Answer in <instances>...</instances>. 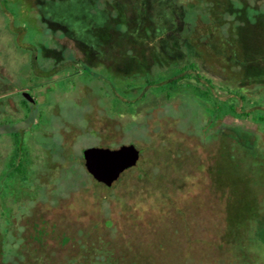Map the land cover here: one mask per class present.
I'll return each mask as SVG.
<instances>
[{"label": "trees", "instance_id": "16d2710c", "mask_svg": "<svg viewBox=\"0 0 264 264\" xmlns=\"http://www.w3.org/2000/svg\"><path fill=\"white\" fill-rule=\"evenodd\" d=\"M69 1L76 10L75 24L66 26L72 49L65 48L59 62L53 57L47 60L45 71L61 68L72 76L89 70L91 78L102 77L113 90L110 101L118 112L122 105L133 110L137 94L148 101L152 96L170 98L189 90L210 103V121L218 116L254 114L264 123V113L257 111L263 107L260 100L243 92L246 84L254 87L248 88L250 93L255 87L264 89V0ZM181 53L188 58L183 66L165 68ZM197 53L235 66L242 86L216 87L200 74ZM101 63L106 64V74L97 70ZM115 63L120 67L116 69ZM125 71L139 72V81L119 80L116 72ZM107 87H100L102 99L109 96ZM135 88L140 93L130 92ZM159 133L148 137L145 148L133 144L139 150L137 164L111 187L85 174L86 183L98 196L94 210L86 207L84 211L85 225L78 224L75 216H63L66 220L61 224L38 219L27 226L30 250L54 249V255H61L63 263L59 264H182L184 259L187 264H256L253 236L257 228L264 227V163L256 159L251 145L242 142L234 130L205 137L200 150L178 139L168 141ZM11 136L15 151L8 169L25 181L29 155L18 134ZM66 149L69 153H62ZM52 150L66 165L69 160L73 163L74 152L68 143L56 142ZM192 180H200L197 189L191 188ZM117 188L127 193L135 208L141 209L149 199L165 201L171 214L159 220L161 225L149 235L121 234L105 206L109 198L125 202L114 194ZM186 193L192 200L184 201L181 208L174 206L176 197ZM72 222L75 232L69 230ZM2 263H6L4 257Z\"/></svg>", "mask_w": 264, "mask_h": 264}, {"label": "rangeland", "instance_id": "374dc122", "mask_svg": "<svg viewBox=\"0 0 264 264\" xmlns=\"http://www.w3.org/2000/svg\"><path fill=\"white\" fill-rule=\"evenodd\" d=\"M36 3L35 0H0V254L4 255L0 256V264L63 263L61 255L53 254L54 249L30 250L26 242L27 226L31 227L38 219L50 225L61 224L62 219L66 220L63 216L76 217L78 224L85 225L87 214L84 211L86 207L94 210L98 197L86 183L88 178L82 150L87 147L115 149L121 145L138 144L145 148L148 137L156 136L160 130L166 140L178 139L191 149L200 150L205 137L234 130L242 142L251 145L256 159L264 163V123L256 120L254 114L242 118L218 116L210 121L213 112L210 103L189 90H181L170 98L158 95L142 101L137 88L130 91L138 96L133 110L122 105V111L118 112L110 101L113 90L108 82L100 76L91 78L89 70L84 75L72 76L60 71L61 68L40 71L38 61L46 66L47 60L51 59L46 57L61 60L65 48L72 49L73 40L68 37L66 26H39L34 20L40 18V14L44 15L41 12L49 4L42 2L39 14L34 8ZM49 13L46 9L45 17ZM107 55L103 56L106 61L109 60ZM187 59L182 53L176 55L170 64H165V68L181 67ZM195 60L200 74L216 87L234 89L242 86L240 72L221 58L197 53ZM117 63L116 69L120 67ZM97 70L105 73L106 64L101 63ZM138 73L116 72V76L133 83L139 81ZM103 84L108 86L109 96L102 99L100 87ZM21 88H25L35 103L29 104L27 109L21 107L19 94L15 92ZM248 88L246 84L243 92L248 98L260 100L263 107L257 111L264 113V89L255 87L256 90L250 93V88L254 87ZM12 133L18 134L24 153L29 155L25 181L13 176L8 169L15 151ZM56 142L69 144L74 152L73 163L69 160L66 165L62 158L51 153ZM63 152L69 153L68 149ZM24 157L20 155L23 161ZM199 183L200 180H192L191 188L197 189ZM82 184L84 186L80 188ZM114 194L124 197L125 202L109 198L105 206L108 217L113 219L121 234L149 235L156 231V225H161L159 220L171 214L170 204L165 201L152 202L149 199L138 209L131 204L126 192L117 188ZM190 200L191 194H181L176 197L174 206L181 208L184 201L187 204ZM89 221L92 224V220ZM75 225L69 226L71 232L76 231ZM163 227L171 231V227ZM253 241L258 255L256 264H264V227L257 228ZM3 257L6 263H2ZM187 263L188 260L184 259L182 264Z\"/></svg>", "mask_w": 264, "mask_h": 264}, {"label": "water", "instance_id": "95a60500", "mask_svg": "<svg viewBox=\"0 0 264 264\" xmlns=\"http://www.w3.org/2000/svg\"><path fill=\"white\" fill-rule=\"evenodd\" d=\"M28 98V95H25ZM83 165L87 174L97 183L111 187L123 172L134 167L139 160V150L133 145L118 148L87 147L82 150Z\"/></svg>", "mask_w": 264, "mask_h": 264}, {"label": "flooded vegetation", "instance_id": "af4514ba", "mask_svg": "<svg viewBox=\"0 0 264 264\" xmlns=\"http://www.w3.org/2000/svg\"><path fill=\"white\" fill-rule=\"evenodd\" d=\"M35 1L37 2L36 3L37 7L34 8H36L35 10H37L39 14H40V9L43 8L40 4L42 2H47V4H49V7L46 8L49 9L50 11L49 15L45 17V10H46L45 9L44 11L41 12V13L44 12V15L42 16V14H40V18L34 20V21H38V23L37 22L36 23L39 26L47 25V26L62 27V26H72L75 24L76 21L75 19H73V14L74 12H76V10L74 9V7H72L73 4L69 0L64 1V3H62V0H35ZM46 58H52V57H46ZM61 60L57 58L58 62ZM37 64L38 66L41 65L39 66L40 71L46 70V66L41 63V60L38 61ZM24 90L25 88H21L15 92L19 94L18 97L22 105L21 107L27 109L29 107L28 106L29 104L31 105V103L32 104L35 103L32 101L31 96ZM25 95H28V98H26Z\"/></svg>", "mask_w": 264, "mask_h": 264}]
</instances>
